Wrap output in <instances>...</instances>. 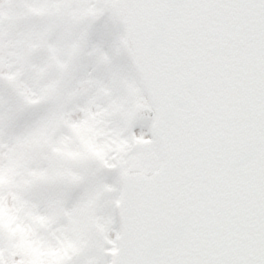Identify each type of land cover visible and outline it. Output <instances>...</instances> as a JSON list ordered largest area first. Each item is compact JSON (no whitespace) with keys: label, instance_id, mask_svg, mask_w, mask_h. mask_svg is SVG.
I'll return each instance as SVG.
<instances>
[{"label":"snow or ice","instance_id":"6c2138e0","mask_svg":"<svg viewBox=\"0 0 264 264\" xmlns=\"http://www.w3.org/2000/svg\"><path fill=\"white\" fill-rule=\"evenodd\" d=\"M0 264H264V0H0Z\"/></svg>","mask_w":264,"mask_h":264}]
</instances>
